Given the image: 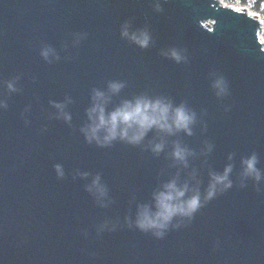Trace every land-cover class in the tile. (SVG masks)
Masks as SVG:
<instances>
[{
	"label": "water",
	"instance_id": "obj_1",
	"mask_svg": "<svg viewBox=\"0 0 264 264\" xmlns=\"http://www.w3.org/2000/svg\"><path fill=\"white\" fill-rule=\"evenodd\" d=\"M0 0V264H264V181L241 186V158L258 156L264 173L262 20L222 0ZM146 29L149 47L120 37V26ZM81 37L78 44L73 40ZM44 46L59 59L46 62ZM176 48L186 61L161 55ZM222 76L228 94L217 97ZM123 81L113 97L164 96L197 116L194 134L179 139L198 155L181 173L209 171L232 154L233 187L178 218L161 239L130 226L137 203L176 169L169 149L86 143L80 134L93 88ZM13 81L17 91L9 92ZM71 97L72 121L51 101ZM151 139V134H149ZM147 142V141H146ZM213 150L199 153L205 144ZM64 176L57 178L55 165ZM87 172L81 178L78 173ZM99 174L109 203L85 190ZM101 225H106L102 230Z\"/></svg>",
	"mask_w": 264,
	"mask_h": 264
},
{
	"label": "clouds",
	"instance_id": "obj_2",
	"mask_svg": "<svg viewBox=\"0 0 264 264\" xmlns=\"http://www.w3.org/2000/svg\"><path fill=\"white\" fill-rule=\"evenodd\" d=\"M160 0H156V11H160ZM120 37L126 39L144 49L149 47L151 36L146 29L130 30L128 22L120 26ZM81 37L73 40V45L78 44ZM161 55L176 63L186 61V56L176 48H169L161 52ZM40 56L46 62L59 59L55 49L44 46L40 50ZM212 88L217 97L228 94V86L222 76H217L212 81ZM125 88L123 81H108L103 89L93 88L89 96V103L84 109L85 122L80 127V134L86 143L95 144L104 148L111 146L114 142H123L131 146H143L144 150L153 156H160L166 149L168 157L172 161L171 167L176 171L169 175L161 170V176H167L162 180L150 194V200L137 203L134 218L130 226L144 233H150L153 237L161 239L172 227L178 218L191 220L195 213L203 206V203L214 199L219 193L228 191L233 187L232 154L227 156L229 161L220 171H209L208 182L201 191L198 171L192 168L186 179H181V173L190 168V162L197 157V153L182 143L177 137L180 134L191 137L194 134V125L197 116L185 104H174L173 101L164 96H149L139 94L131 98H122L111 108L113 97L119 96ZM9 92L17 91L13 81L7 83ZM56 110L57 118L63 119L67 124L72 121V115L66 110L73 103L71 97H65L63 101H51ZM6 105L0 100V109ZM151 134V139H149ZM147 141V142H146ZM212 144H205L201 156H207L213 150ZM258 156L251 153L241 158V186L247 179L256 183L264 181V173L257 167ZM57 178L64 176L62 165L54 166ZM81 178H87V172L78 173ZM85 190L92 194L100 207H106L109 203L108 189L102 182L101 176L96 174L85 185ZM106 225H101V230Z\"/></svg>",
	"mask_w": 264,
	"mask_h": 264
},
{
	"label": "trees",
	"instance_id": "obj_3",
	"mask_svg": "<svg viewBox=\"0 0 264 264\" xmlns=\"http://www.w3.org/2000/svg\"><path fill=\"white\" fill-rule=\"evenodd\" d=\"M226 5L249 8L257 14H264V0H222Z\"/></svg>",
	"mask_w": 264,
	"mask_h": 264
},
{
	"label": "rangeland",
	"instance_id": "obj_4",
	"mask_svg": "<svg viewBox=\"0 0 264 264\" xmlns=\"http://www.w3.org/2000/svg\"><path fill=\"white\" fill-rule=\"evenodd\" d=\"M233 6H235V5H233ZM239 7V6H238ZM248 10H250L249 8H248ZM251 11V10H250ZM251 13H254V12H252L251 11ZM254 14H257V13H254ZM258 16H259V18L263 21V26H264V14H257ZM262 38H263V40H264V33H263V35H262Z\"/></svg>",
	"mask_w": 264,
	"mask_h": 264
},
{
	"label": "built area",
	"instance_id": "obj_5",
	"mask_svg": "<svg viewBox=\"0 0 264 264\" xmlns=\"http://www.w3.org/2000/svg\"><path fill=\"white\" fill-rule=\"evenodd\" d=\"M236 7H238V6H236ZM263 29L261 30V33H260V40H261V43H262V46L264 47V40H263V38H262V35H263V33H264V26H263V21H262V26H261Z\"/></svg>",
	"mask_w": 264,
	"mask_h": 264
}]
</instances>
